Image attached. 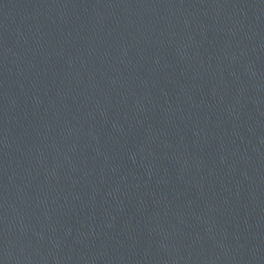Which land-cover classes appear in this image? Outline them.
Segmentation results:
<instances>
[{
	"label": "water",
	"instance_id": "water-1",
	"mask_svg": "<svg viewBox=\"0 0 264 264\" xmlns=\"http://www.w3.org/2000/svg\"><path fill=\"white\" fill-rule=\"evenodd\" d=\"M0 264H264V0H0Z\"/></svg>",
	"mask_w": 264,
	"mask_h": 264
}]
</instances>
